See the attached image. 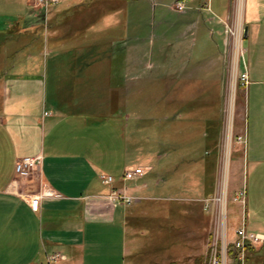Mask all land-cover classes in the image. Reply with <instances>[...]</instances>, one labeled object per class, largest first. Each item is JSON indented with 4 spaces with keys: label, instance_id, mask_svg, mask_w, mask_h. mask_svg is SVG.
<instances>
[{
    "label": "crops",
    "instance_id": "1",
    "mask_svg": "<svg viewBox=\"0 0 264 264\" xmlns=\"http://www.w3.org/2000/svg\"><path fill=\"white\" fill-rule=\"evenodd\" d=\"M185 1L191 36L197 35L200 19L205 18L204 3H210L212 12H217L213 1L219 11L226 6L220 11L223 16L217 14L224 25L225 52L236 46L242 50L248 75L246 114L252 113L258 123L251 130L250 121L244 131L247 158L254 170L264 167V0H234L232 6L231 0ZM129 2L66 1L52 9L48 35L31 21L29 0H0V264H43L54 253L65 256L59 264H140L137 257L131 262L139 236L137 228L131 229L147 222L145 210H133L144 202L168 203L173 209L174 217L169 212L153 228L179 225L177 214L187 220L184 225L190 224L180 256L162 255L148 262L180 264V258L191 254L194 233L214 221L216 210H206L204 199L216 193L218 182L212 190L202 188L197 199L153 197L144 182L150 167L130 162L128 131L136 116L130 81L140 76L144 19ZM115 3L123 7L99 12L100 5ZM236 6L241 7L239 13ZM85 9L91 13L84 15ZM193 13H198L197 19ZM232 17L234 46L227 44L222 21ZM132 25L141 28L135 31ZM33 156L42 157L40 167L29 177L18 175V160ZM215 165L218 172L217 160ZM139 167L144 169L142 176L124 179L127 170ZM103 176L114 180L106 184ZM113 191L140 200L117 202L110 197ZM38 194L40 209L34 212L30 200ZM197 203L202 216L206 213L202 220L193 211ZM245 215L241 225L247 232L264 235L248 230L247 209ZM163 236L180 238L177 233L154 231L146 241ZM263 246L258 248L260 258L253 260L257 264H264Z\"/></svg>",
    "mask_w": 264,
    "mask_h": 264
},
{
    "label": "rangeland",
    "instance_id": "2",
    "mask_svg": "<svg viewBox=\"0 0 264 264\" xmlns=\"http://www.w3.org/2000/svg\"><path fill=\"white\" fill-rule=\"evenodd\" d=\"M29 1L31 21L48 35L53 8L66 1L82 2L60 0L43 5L38 0ZM130 2L132 10L135 9L144 19V51L139 55L142 61L140 76L130 81L132 102L135 104L131 109L137 116L131 117L128 131L130 162L133 166L150 167L144 182L147 184L145 191L148 194L152 192L150 195L153 197L197 199L198 194L204 192L202 188L206 186L212 190L218 182L216 193L214 191L208 199H204L212 201L210 209L216 210L214 221L204 225L203 231L194 233L190 256L177 261L180 264H205L216 239L219 242L232 241L235 229L241 227L242 219L246 218L245 209L248 211V230L264 232V187L261 189L264 167L254 170L249 165L251 157L247 158L248 144L244 134L250 121L251 130L258 124L252 113L250 115L247 111L246 114L248 83L244 85L241 81V74H247L243 68L245 57L239 46L232 47L230 53L225 52L224 25L217 16H223L220 11L226 7L224 5L219 11L213 1L214 10L218 12L213 11L214 14L210 3H204L201 10H204L205 18L200 19L197 35L191 36L185 18V0ZM232 3L234 0H231V6ZM180 5H183L182 9ZM122 7L120 3H115L113 7L100 5L99 12ZM239 9L241 7L236 6L238 13ZM85 11L84 15L91 13L88 9ZM197 14L193 13L195 19ZM224 20L227 44L231 41L234 46V17ZM140 28H133L132 25L135 31ZM210 29L215 33H210ZM46 38L49 40L50 37ZM44 42L46 44V40ZM216 160L219 163L218 172ZM130 184L134 187L133 182ZM240 192L247 194L245 199L237 200ZM215 197H219L220 201L214 203ZM167 204L144 202L133 206L136 213L145 210L148 218L144 225L131 229L133 232L137 228L139 233L130 252L133 256L131 262L137 257L140 264H148L162 255L180 256L185 251L182 239L187 236L186 229L190 224L184 225L187 220L181 214H177L179 225L172 228L171 225L167 228L152 227L155 221L158 223L169 212L172 213V207L168 208ZM193 211L200 219L206 215L202 216L198 203ZM154 231L177 233L180 238L163 236L165 238L160 237V240L146 241L154 235Z\"/></svg>",
    "mask_w": 264,
    "mask_h": 264
},
{
    "label": "built area",
    "instance_id": "3",
    "mask_svg": "<svg viewBox=\"0 0 264 264\" xmlns=\"http://www.w3.org/2000/svg\"><path fill=\"white\" fill-rule=\"evenodd\" d=\"M40 4L57 3L60 0H38ZM183 8V5H180ZM241 81L245 85L248 83V75L241 74ZM41 156L33 157H23L20 158L16 165V173L22 177H29L33 174L41 164ZM144 174L143 168H135L127 170L124 173V179L133 181ZM103 181L106 184L113 182L114 178L112 176H103ZM46 194V193H44ZM245 192H240L237 200L245 199ZM110 197L117 202H122L126 204H133L140 200L139 197L127 194L126 192L113 191ZM41 195H34L30 200V206L32 211L38 212L40 209ZM219 197H215L213 202H219ZM212 204L211 200L205 201V209L210 210ZM264 244V235L260 234H249L246 230V226L235 229L234 238L232 241L219 242L218 239L211 245L208 253V257L205 264H247V250L249 247H259ZM65 256L60 253L50 254L47 257L46 263L43 264H59Z\"/></svg>",
    "mask_w": 264,
    "mask_h": 264
},
{
    "label": "trees",
    "instance_id": "4",
    "mask_svg": "<svg viewBox=\"0 0 264 264\" xmlns=\"http://www.w3.org/2000/svg\"><path fill=\"white\" fill-rule=\"evenodd\" d=\"M264 247V246H263ZM261 250H262V248H260V249H257V248H255V247H249L248 248V254H247V263L248 264H257L258 263V261H253V260H256L257 258H260V257H258L257 256V254L258 253H261ZM253 256H254V258H253ZM263 256V255H262ZM261 256V257H262ZM263 258V257H262ZM260 262V261H259ZM262 263H264V260L262 259Z\"/></svg>",
    "mask_w": 264,
    "mask_h": 264
},
{
    "label": "water",
    "instance_id": "5",
    "mask_svg": "<svg viewBox=\"0 0 264 264\" xmlns=\"http://www.w3.org/2000/svg\"><path fill=\"white\" fill-rule=\"evenodd\" d=\"M246 34H247V28H245V36H246Z\"/></svg>",
    "mask_w": 264,
    "mask_h": 264
}]
</instances>
